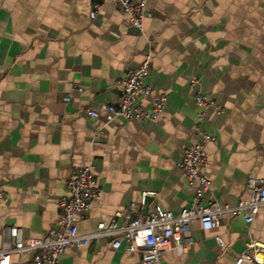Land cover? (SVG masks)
I'll return each instance as SVG.
<instances>
[{"label":"crops","instance_id":"0c3cea01","mask_svg":"<svg viewBox=\"0 0 264 264\" xmlns=\"http://www.w3.org/2000/svg\"><path fill=\"white\" fill-rule=\"evenodd\" d=\"M142 28L125 22L114 0L95 15L93 0H0V246L11 225L25 241L44 237L61 215L68 180L95 167L100 197L79 222L89 231L139 203L178 213L195 194L179 162L205 144L211 198L236 205L251 196L249 177L264 176V0H149ZM151 56L145 81L168 100L156 120L116 118L88 109L117 103L129 69ZM217 106L197 122L196 94ZM70 97L65 100V94ZM152 97L141 98L145 109ZM264 242V206L250 224L225 214L213 229L191 222L192 242L159 264H234L248 234ZM221 238L222 242L218 240ZM112 237L70 247L66 264H140L139 250ZM33 251L11 264H35ZM264 264V263H263Z\"/></svg>","mask_w":264,"mask_h":264},{"label":"built area","instance_id":"2783aa9c","mask_svg":"<svg viewBox=\"0 0 264 264\" xmlns=\"http://www.w3.org/2000/svg\"><path fill=\"white\" fill-rule=\"evenodd\" d=\"M105 0H93L94 12L101 9ZM125 13V22L142 28L146 17L151 15L149 0H114ZM151 56L137 67L129 69L121 83L122 92L117 103L102 105L100 109L90 108L88 113L98 116L100 112L107 115L108 122L116 118L156 120L165 108L168 97L164 92L156 93L152 84L145 81L149 72ZM69 93L64 99L68 100ZM141 98L152 97L151 108L145 109ZM196 101L201 107L197 122L202 121L211 107H216V100L207 94L198 92ZM199 138L185 146L179 162L187 177L195 183V194L189 207L178 213L164 208L160 204L148 207L147 199L152 191L143 193L139 203L117 209L113 217L101 220L89 231L79 230V222L94 202L100 197L95 167L92 164L79 166L68 180V196L60 200L61 215L42 238L25 241L21 228L17 225L8 227L0 246V264H11L15 252L33 251L35 264H66L62 257L70 247H82L102 237H112L114 248L124 247L126 251L139 250L142 253L140 264H159L163 255L171 248L179 254L184 253L192 238L189 236L191 222L199 219L205 229H213L221 224L225 214L242 216L252 223L262 206H264V176L249 177L248 185L251 196L236 205H221L212 199V180L202 173L209 166L205 153V144L216 140V136L196 124ZM218 240L222 242L221 238ZM264 242L248 234L245 249L236 257L234 264H263Z\"/></svg>","mask_w":264,"mask_h":264}]
</instances>
